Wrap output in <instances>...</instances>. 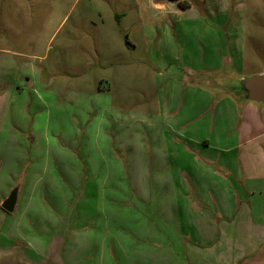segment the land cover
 Masks as SVG:
<instances>
[{"label": "crops", "instance_id": "1", "mask_svg": "<svg viewBox=\"0 0 264 264\" xmlns=\"http://www.w3.org/2000/svg\"><path fill=\"white\" fill-rule=\"evenodd\" d=\"M183 1L188 8L175 0L122 1L126 11L114 14L127 50L145 54L152 68V109L115 107L139 125L130 155L134 147L144 153L145 127L156 136L155 173L127 169L124 189H111L124 204L137 197L127 206L133 218L107 220V201L97 205L108 197L107 182L98 188L92 172L87 197L95 212L76 221L79 168L40 170L13 146L20 161L5 163L0 175V264H264V103H239L228 87L241 75L240 0ZM104 110L109 119L97 117L101 125L116 115L112 105ZM148 177L154 185L145 191L126 182ZM18 182L8 212L1 205Z\"/></svg>", "mask_w": 264, "mask_h": 264}, {"label": "rangeland", "instance_id": "2", "mask_svg": "<svg viewBox=\"0 0 264 264\" xmlns=\"http://www.w3.org/2000/svg\"><path fill=\"white\" fill-rule=\"evenodd\" d=\"M122 1L132 0H0V175L20 161L10 154L13 146L22 150L26 162L36 160L33 167L40 170L79 168L75 216L80 223L95 212L94 197H87L92 172L99 174L98 188L107 182L105 193L116 201L108 204L102 195L96 203L100 210L107 201L103 214L110 221L133 218L127 206L131 210L137 203L135 197L124 204L112 191L124 189L122 173L130 168L155 173L151 142L156 136L145 127L144 153L134 147L130 155L139 125L115 108L146 113L153 96L146 55L127 50V35L114 19L115 13L126 11ZM240 5L239 70L241 75L264 73V0H240ZM108 50L116 55L111 58ZM132 57L143 65L132 63ZM110 105L116 115L110 123L99 124L97 117L109 119L104 108ZM109 175L116 179L104 180ZM148 178L126 182L145 191L154 185Z\"/></svg>", "mask_w": 264, "mask_h": 264}, {"label": "water", "instance_id": "3", "mask_svg": "<svg viewBox=\"0 0 264 264\" xmlns=\"http://www.w3.org/2000/svg\"><path fill=\"white\" fill-rule=\"evenodd\" d=\"M228 87L236 101L243 103L252 101L264 103V73L255 75H240L229 82ZM19 182L12 188L1 207L13 212L18 196Z\"/></svg>", "mask_w": 264, "mask_h": 264}, {"label": "trees", "instance_id": "4", "mask_svg": "<svg viewBox=\"0 0 264 264\" xmlns=\"http://www.w3.org/2000/svg\"><path fill=\"white\" fill-rule=\"evenodd\" d=\"M177 2V5L182 8V9H185V8H188V3L184 2L183 0H175Z\"/></svg>", "mask_w": 264, "mask_h": 264}]
</instances>
